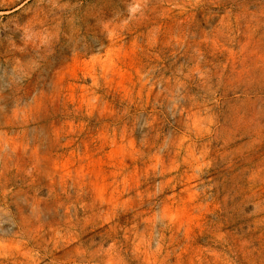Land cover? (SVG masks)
I'll return each instance as SVG.
<instances>
[{
	"label": "rangeland",
	"instance_id": "obj_1",
	"mask_svg": "<svg viewBox=\"0 0 264 264\" xmlns=\"http://www.w3.org/2000/svg\"><path fill=\"white\" fill-rule=\"evenodd\" d=\"M0 264H264V0H0Z\"/></svg>",
	"mask_w": 264,
	"mask_h": 264
}]
</instances>
